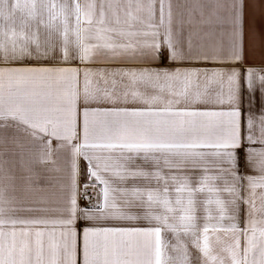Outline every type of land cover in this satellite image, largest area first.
Here are the masks:
<instances>
[{
    "label": "snow or ice",
    "instance_id": "1",
    "mask_svg": "<svg viewBox=\"0 0 264 264\" xmlns=\"http://www.w3.org/2000/svg\"><path fill=\"white\" fill-rule=\"evenodd\" d=\"M0 0V264H264V0Z\"/></svg>",
    "mask_w": 264,
    "mask_h": 264
},
{
    "label": "crops",
    "instance_id": "2",
    "mask_svg": "<svg viewBox=\"0 0 264 264\" xmlns=\"http://www.w3.org/2000/svg\"><path fill=\"white\" fill-rule=\"evenodd\" d=\"M255 3L257 5L255 11H256V15H257V19L259 20L261 18V3H262V0H255Z\"/></svg>",
    "mask_w": 264,
    "mask_h": 264
}]
</instances>
